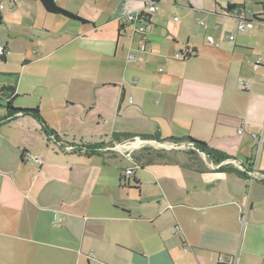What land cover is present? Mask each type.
<instances>
[{"label": "crops", "instance_id": "0c3cea01", "mask_svg": "<svg viewBox=\"0 0 264 264\" xmlns=\"http://www.w3.org/2000/svg\"><path fill=\"white\" fill-rule=\"evenodd\" d=\"M56 2L87 23L50 14L37 0H0V29L8 31L0 47L10 52L3 62L12 58L23 72L66 52L68 84L118 89L119 111L130 92L128 106L147 121L134 139L158 133L167 140L155 141L164 151H120L126 140L71 137L50 118L53 109L40 104L33 108L57 132L59 141L52 143L31 116L4 122L2 107L0 264H221L220 256H233L234 264H264V148L251 136L264 137V0L251 13L244 0H174L185 6L182 22H168L161 12L172 0ZM151 2L158 11L147 19V47L139 52L141 36L125 18ZM230 5L251 22L246 31L227 16ZM226 20L233 25L225 27ZM192 26L205 35L193 37ZM40 31L56 40L42 42L35 35ZM185 51L193 56L175 58ZM131 52L139 55L135 61ZM5 87L21 96L19 79L16 86H0ZM64 105L57 107L63 112ZM73 105L67 102L66 109ZM83 107L86 113L96 110L97 99L85 98ZM186 137L206 142L262 178L248 180L218 170L204 154L172 148L170 138ZM71 144L103 146L86 156L69 152ZM132 168L125 182L123 172Z\"/></svg>", "mask_w": 264, "mask_h": 264}, {"label": "rangeland", "instance_id": "374dc122", "mask_svg": "<svg viewBox=\"0 0 264 264\" xmlns=\"http://www.w3.org/2000/svg\"><path fill=\"white\" fill-rule=\"evenodd\" d=\"M212 1L213 0H211V2ZM244 1L246 2L249 13L257 9V6L260 4V0ZM2 4L6 6L5 2H2ZM182 4L183 3L181 2L175 4L174 0H172V6L169 10L161 9V12L165 13V17L168 22H174V18L181 20V22L185 20L186 9ZM195 23H197V20ZM225 23V27L233 25L232 20H226ZM197 28V26H192L191 32L193 37L200 38L201 34L203 35L204 32L202 33L198 31ZM7 32V29H0V37L3 34H7ZM215 32L216 31L211 29L210 33L215 34ZM35 35L37 36V39H41L42 42L46 38V43H48V39L52 41L56 40L51 37H47L48 35H45L41 31L35 32ZM116 42L117 39L111 41V47L113 49L116 47ZM20 43L21 42L18 41L16 42V45L19 46ZM59 48H61V46ZM67 49L68 48H66L65 51ZM113 52L114 50L112 53ZM119 58H122L123 61H127L128 59L123 55H120ZM9 60V64L6 65L0 58V86H16L19 79L21 84V96L16 98L18 100L16 103L15 99V105L19 107L33 108L40 107L41 104L45 110H47V108L53 109L49 114L50 118L56 123L58 128L68 129L71 137H89L90 135H97L106 139L107 137H113L114 135L141 134V131H143L147 126V121L143 118V114L138 111L139 109L136 106H128V104H130V100L133 98V95L130 92L127 94L123 110L119 111V103L117 102L119 99L118 89L114 90L111 88H101L93 90L88 87L80 90L76 88L75 85L68 84V82H66L67 71L63 65L65 62H68L66 52L62 51L60 53L52 54L47 61L41 64H31L23 72L21 70V63L13 61L12 58ZM91 64L92 60L90 58L89 65L91 66ZM91 96H94V100L95 98L97 99L98 108L86 113L83 107V100L85 98H91ZM0 101L6 105L5 97H2ZM115 101L117 102L116 104ZM67 102L71 104L74 103V105L69 106L68 109H66ZM56 103L58 105H56ZM62 105L65 106L63 107L64 110L62 109L63 112L58 109V107ZM126 106H128L129 109H127ZM94 130H96V133ZM138 139H140V141L142 140L141 138H136L134 139V142L140 143L139 141H136ZM51 142L55 143L53 138ZM142 142L139 146L140 150L147 148L149 150H156L157 148V151H164L163 149H160L161 147L159 148V144L153 140H144ZM56 145L58 144L56 143ZM114 145L116 144H113L112 146ZM120 145L132 146L130 141H126L122 144L119 143V147ZM131 149H133V147ZM139 149L135 150L140 151ZM134 155L135 153H133L131 157H134Z\"/></svg>", "mask_w": 264, "mask_h": 264}, {"label": "trees", "instance_id": "16d2710c", "mask_svg": "<svg viewBox=\"0 0 264 264\" xmlns=\"http://www.w3.org/2000/svg\"><path fill=\"white\" fill-rule=\"evenodd\" d=\"M40 1V3L43 5L45 10L54 15H60L63 16L69 20L73 21H79L82 23H87L86 20L81 18L79 15L61 7L56 0H37ZM234 6H229L227 12H232L234 11ZM196 53V52H195ZM193 56L192 53L189 51H186V55L184 57L185 60L190 59ZM2 60L5 61L6 57H2ZM8 93V97L5 99L6 105L0 103V109L3 107L7 110V116L4 120L5 121H11L15 116L17 115H24V116H31L33 117L41 126L43 131L48 135V136H53L52 138L54 139V142H58V136L57 132L52 129L48 123L44 120V118L41 115L40 109L39 108H18L14 106V101L17 98L16 95V88L15 87H8V88H0V95H4ZM142 140H153L157 141L159 143H162L166 141L167 139H162L160 138L159 134L156 133L154 135H143L140 136ZM113 138L116 141H132L134 140L135 136H132L130 134H124V135H114ZM170 141L174 143H184V142H189L194 145L196 150H191L189 151L190 154L192 155H201L204 154L207 156L208 159L212 160L216 165H220L218 170H224L227 172H235L241 175L244 178H247L248 180H252V178L249 176L248 172H251L252 170L249 168H245V171H241L238 168H234L233 165L231 164H223L226 161H228L229 157L222 154L221 152L211 148L206 142L198 141L195 140L191 137H186V138H170ZM61 145V144H60ZM73 147V150L71 152L74 153H84L86 156H92L100 153V149L102 148L103 144H98V145H82L80 147L79 145L71 144L69 145ZM67 148V146H66ZM70 152V151H69ZM264 182V179H263Z\"/></svg>", "mask_w": 264, "mask_h": 264}, {"label": "built area", "instance_id": "2783aa9c", "mask_svg": "<svg viewBox=\"0 0 264 264\" xmlns=\"http://www.w3.org/2000/svg\"><path fill=\"white\" fill-rule=\"evenodd\" d=\"M182 1H184V2H186L188 4L190 3V0H182ZM1 8H2V6H1ZM157 11H158V7L156 6V3L155 2H151L150 4L145 6L144 10H140V11L128 14L126 16V18H125L126 22L131 24V25H133L134 28H135V32L141 36L139 52H145L146 51L147 40L145 39V37H146V34H147V28H148L147 19H148L149 15L154 14ZM226 13H227V16H230V17H232V18H234V19H236L238 21V30L239 31L244 32V31H246L247 27H251V22H248L246 20V18L244 17V14H242L241 11H232V12H226ZM176 20H177V18H176ZM263 20H264V15H263ZM199 24L202 27H206V24L203 21H200ZM215 29L219 30V31L222 30L220 25H216ZM263 29H264V26H263ZM226 38L228 40H230V41H234L235 40V35L229 34V35L226 36ZM208 41L210 43H215V40H214L213 36H208ZM9 53L10 52H9V50L7 48L0 47V57H6L7 55H9ZM185 55H186V51L183 52V54L177 53L175 55V58L176 59H181V58L184 59ZM138 56H139L138 53L131 52L129 60L130 61H135L138 58ZM130 103H132V100H130ZM238 133L240 135L244 134L245 133V129L244 128L240 129ZM251 136H252V138H254L258 142V144L262 148H264V137L260 136V134H258L256 132H251ZM136 141H139L141 143L143 140L140 141V139H138ZM130 142H131V144H135L134 140H132ZM123 146H127V145H123ZM171 146H172L173 149H177V150H186V151L196 150L194 145L192 143H189V142H184V143H181V144L171 143ZM120 147L118 146L117 148L121 151L122 149H120ZM67 150L71 151V150H73V147L70 146V147L67 148ZM33 161L35 163H37V164H41V160L38 157L34 156L33 157ZM228 164H234V165H236V167L239 170L245 171V168L242 165L237 164L236 162L228 161ZM133 173H134V169L133 168L125 170L123 172V175H122L123 178H124V181L126 182L128 180V178L130 176H132ZM248 173H249V176L252 179L262 178V176H260L254 170H252L251 172H248ZM219 260H220L221 264H234V262H235V259H234L233 256H227V257L220 256Z\"/></svg>", "mask_w": 264, "mask_h": 264}, {"label": "bare ground", "instance_id": "6f19581e", "mask_svg": "<svg viewBox=\"0 0 264 264\" xmlns=\"http://www.w3.org/2000/svg\"><path fill=\"white\" fill-rule=\"evenodd\" d=\"M140 144H142V143H135V144H132V146L131 147H133V148H135V147H139L140 146ZM148 144V143H147ZM160 146H161V144H160ZM122 148L124 149V148H130V146H122ZM122 149V150H123Z\"/></svg>", "mask_w": 264, "mask_h": 264}, {"label": "water", "instance_id": "95a60500", "mask_svg": "<svg viewBox=\"0 0 264 264\" xmlns=\"http://www.w3.org/2000/svg\"><path fill=\"white\" fill-rule=\"evenodd\" d=\"M144 141V140H143ZM155 142V141H154ZM159 143V142H158Z\"/></svg>", "mask_w": 264, "mask_h": 264}]
</instances>
